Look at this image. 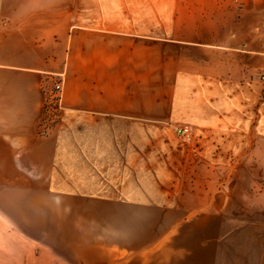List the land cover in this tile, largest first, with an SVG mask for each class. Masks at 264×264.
Returning <instances> with one entry per match:
<instances>
[{
    "label": "crops",
    "instance_id": "obj_1",
    "mask_svg": "<svg viewBox=\"0 0 264 264\" xmlns=\"http://www.w3.org/2000/svg\"><path fill=\"white\" fill-rule=\"evenodd\" d=\"M0 264H264V0H0Z\"/></svg>",
    "mask_w": 264,
    "mask_h": 264
},
{
    "label": "built area",
    "instance_id": "obj_2",
    "mask_svg": "<svg viewBox=\"0 0 264 264\" xmlns=\"http://www.w3.org/2000/svg\"><path fill=\"white\" fill-rule=\"evenodd\" d=\"M63 82L55 80L53 87L49 91V96L46 102V122L47 127H51L58 118V106L62 97ZM178 134L187 141L193 139V130L188 125H182L177 128Z\"/></svg>",
    "mask_w": 264,
    "mask_h": 264
}]
</instances>
